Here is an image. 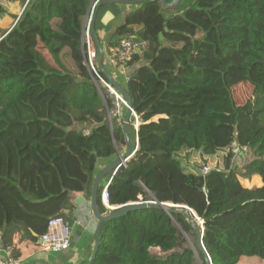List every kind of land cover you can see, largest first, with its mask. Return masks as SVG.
<instances>
[{
	"label": "trees",
	"instance_id": "obj_1",
	"mask_svg": "<svg viewBox=\"0 0 264 264\" xmlns=\"http://www.w3.org/2000/svg\"><path fill=\"white\" fill-rule=\"evenodd\" d=\"M20 1V16L0 37V241L9 264L24 260L23 242L36 244L50 218H67L72 195L90 197L97 162L125 147L122 125L107 121L113 101L85 65L92 0ZM163 11L159 1L141 3L107 45L148 43L128 63L125 91L139 126L128 128L131 158L107 176L108 203L185 206L203 222L211 264L264 260V0H195L169 18ZM64 54L73 70L61 64ZM243 82L253 100L237 106L231 91ZM232 143L252 159L231 167L229 153L223 171L204 176L184 172L176 156H214ZM238 176L262 185L244 188ZM102 191L97 207L106 214ZM196 238L183 208L134 210L102 224L90 264H197L196 255L205 264Z\"/></svg>",
	"mask_w": 264,
	"mask_h": 264
},
{
	"label": "crops",
	"instance_id": "obj_2",
	"mask_svg": "<svg viewBox=\"0 0 264 264\" xmlns=\"http://www.w3.org/2000/svg\"><path fill=\"white\" fill-rule=\"evenodd\" d=\"M118 1L120 2L113 4H104L100 6V8L96 12L94 30L96 32L100 46L103 51L104 71L109 75V77L118 87L123 90H126L129 69L126 73H123L117 66L111 63L110 50L112 48L107 50V45L110 39L112 38L115 29L122 24L125 15L138 8L140 3L137 2L139 0ZM161 1L164 4H170L173 3L175 0ZM194 1L195 0H179L170 9L163 7L166 10L163 11V15L166 18L172 16H179ZM85 19L83 22L84 24ZM135 29L138 30L140 29V27H137ZM120 79L122 81L119 82ZM117 151H119L122 155L125 152V147H120ZM116 158L117 155L107 161L99 160L96 165L95 177L98 173L102 171V169L108 166ZM105 185L106 183L102 186L101 182L99 184V187L104 188ZM78 197H82L83 201H79L78 203H76L75 201ZM70 202L72 205V209L68 212H65V215L70 219V221H72V237L70 239V248L62 253L49 254L39 249L38 242L36 244H33L25 241L22 244V254L24 255V260L16 264H88L94 249V234L96 227V221L94 220L90 210V197H86L84 194H74L72 195ZM19 239L20 234H15L13 237V244L18 245ZM246 259H249L251 261L253 260L254 262L256 261L264 263V261L257 260L256 257H242L237 264H239L242 260ZM10 262V250L2 249L0 251V264H9Z\"/></svg>",
	"mask_w": 264,
	"mask_h": 264
},
{
	"label": "built area",
	"instance_id": "obj_3",
	"mask_svg": "<svg viewBox=\"0 0 264 264\" xmlns=\"http://www.w3.org/2000/svg\"><path fill=\"white\" fill-rule=\"evenodd\" d=\"M101 2V0H92L91 9L89 14L86 16L85 24L83 27V36L82 43L85 46V65L87 68L95 74L99 82L104 87V90L113 101V109H119L122 107L124 110L128 108V104L124 97L114 88L111 84H109L106 80H104L98 74L97 67V52L92 40V36L90 33L91 29V18L94 13L95 7ZM148 49V43L145 40H141L135 37H125L117 42V45L110 50V61L113 65L117 66L123 73H126L129 69L128 63L132 60L133 56L138 54L142 55ZM110 111V112H111ZM109 113V112H108ZM113 115L116 116L113 112ZM131 118L136 123L135 131H137L139 126V120L137 115L132 111ZM88 132L85 130L84 134ZM137 145V138H136ZM231 150V163L239 156L246 152L248 149L246 147H240L236 143H232L229 147ZM224 168H215L210 169L209 167H203L200 170V175L204 176L211 171L220 172L223 171ZM109 182L103 188L101 192L100 200L103 205L108 210V213L113 211L117 207H112L108 203V194L107 187ZM70 227L68 222L64 221L62 217H52L48 220L45 232L38 239V247L41 251L49 254H58L67 251L70 248ZM2 250V244L0 241V251Z\"/></svg>",
	"mask_w": 264,
	"mask_h": 264
},
{
	"label": "rangeland",
	"instance_id": "obj_4",
	"mask_svg": "<svg viewBox=\"0 0 264 264\" xmlns=\"http://www.w3.org/2000/svg\"><path fill=\"white\" fill-rule=\"evenodd\" d=\"M0 7L3 11V13L0 14V37L4 31H8L16 22V17L18 18L23 10V6L20 0H0ZM39 52L44 56V58L48 61L49 64L56 67L54 61L52 58L48 55V53L41 48V45L39 44L38 47ZM61 64L68 70H73L72 61L69 56L62 55L60 57ZM122 81L121 79L119 82ZM253 87L247 83L243 82L240 83L232 88L231 94L232 99L234 103L237 106L244 105L247 101L253 100ZM106 93L107 91L104 90ZM113 112L116 116L113 115ZM121 114H123L121 116ZM125 114V110L120 107L119 109H115L114 111H111L107 114V121L110 124L114 125H122L123 124V117ZM130 120L129 126L133 127L135 129L136 123ZM130 132V130H128ZM231 153L230 149H225L221 152H218L214 156H206L202 154L201 151H194V150H182L180 151L176 156L177 159L181 163V167L183 168V171L186 173H193V174H200V170H202L203 167H209L210 169L215 168H224V161L227 155ZM252 159L251 152L248 150V152L239 155L232 163L231 167H241L244 164L248 163ZM107 178H104L102 181V186L106 183ZM238 179L242 186L248 187V188H255L261 186V180L257 177H251L249 179H244L240 176H238ZM64 221L68 222L70 227V233L72 237V221L67 217L63 218ZM189 246H192V243L188 241ZM150 252L153 255H161L160 251L158 249H151ZM257 260H261L257 258ZM196 262L197 264H202L201 260L199 259L198 255H196ZM240 264H264L260 262H254L253 260H242Z\"/></svg>",
	"mask_w": 264,
	"mask_h": 264
},
{
	"label": "water",
	"instance_id": "obj_5",
	"mask_svg": "<svg viewBox=\"0 0 264 264\" xmlns=\"http://www.w3.org/2000/svg\"><path fill=\"white\" fill-rule=\"evenodd\" d=\"M148 1H159L163 7L170 9L179 0H175L173 3H170V4H164L161 0H139L137 2L141 4L144 2H148ZM119 2L120 1H118V0H103V1H101L95 7L94 13H93L92 18H91L90 33H91L92 40H93V43H94V46H95V49L97 52L98 71L100 73H102L104 75L106 81L109 84H111L114 88H116V90L124 97V99L126 100V102L128 104V108L125 110V114L123 117V124H122V130H123V134H124V138H125V152L121 155L120 152L117 151L116 152L117 158L113 162H111L108 166H106L104 169H102V171L100 173H98L93 180L89 204H90L91 214H92L94 220L96 221V227H95V234H94V249H93V253H92V256H91L88 264H90L95 257V253L97 251V246H98V241H99V234H100L101 226L103 223L108 222V221L113 220V219H116V218H119V217H122L125 214H127L128 212L134 211V210H142V209H148V208H159V209L166 210V208H168V207L185 209V213L190 220L191 227H193L197 232L196 245L204 256L205 264H211V260L208 256V254L206 253L205 248L202 245L203 222L199 219V217L195 214V212H193L191 209H189L185 206H173L170 204H164V203H158L155 201L154 202L151 201V202H144V203H140V202L129 203L125 206L115 208L113 211L107 213L106 215H103L98 211L97 191H98L99 184L108 175H110V174L113 175L114 172L121 165H124L125 163H127L128 160L132 156V145H131V141H130L129 135H128V126H129L132 111H133L132 106H131V98H130L129 94L125 90L118 87L113 82V80L109 77V75L104 71V69H103V51H102V48L100 46L96 32L94 30V21H95L96 12L100 8V6H102L104 4H113V3H119ZM90 9H91V5L89 7L87 15L89 14ZM159 39H162V35H159ZM122 115L123 114H121V116ZM136 147H137V145H136ZM79 201H83V198L78 197L75 202L78 203Z\"/></svg>",
	"mask_w": 264,
	"mask_h": 264
}]
</instances>
